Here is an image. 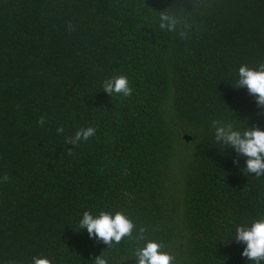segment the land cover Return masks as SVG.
I'll return each instance as SVG.
<instances>
[{"label":"trees","instance_id":"1","mask_svg":"<svg viewBox=\"0 0 264 264\" xmlns=\"http://www.w3.org/2000/svg\"><path fill=\"white\" fill-rule=\"evenodd\" d=\"M242 64H264V0H0V264H136L143 241L79 229L101 210L176 264H254L234 236L264 216V176L212 124L264 129ZM120 74L130 97L103 90Z\"/></svg>","mask_w":264,"mask_h":264},{"label":"clouds","instance_id":"2","mask_svg":"<svg viewBox=\"0 0 264 264\" xmlns=\"http://www.w3.org/2000/svg\"><path fill=\"white\" fill-rule=\"evenodd\" d=\"M161 21L160 27L162 29L174 30V21L165 23L170 21L168 15L162 13ZM238 76V85L246 87L249 93L255 94L258 105H264V64L258 68L242 64L238 69ZM102 86L109 95L117 94L130 97L133 92L125 74L106 79ZM38 123L43 125L45 117L41 116ZM212 124L215 127V141L222 144L224 148H232L237 154L246 156L248 173H254L257 177L264 176V129L259 126H246L243 129H238L234 128L232 124L221 126L216 120H213ZM63 131V127L57 128L58 133ZM95 134V127H81L74 136L66 138L65 144L76 146L78 141H88ZM71 151L72 148L68 149L69 154ZM233 163L238 164V159L234 158ZM2 179L7 181L9 177L5 174ZM78 225L79 229L87 230L89 237H95L110 247L113 243L120 244L125 237L138 238L143 241L142 246L135 247L133 251L136 264H176L174 255L168 251H162L165 247L163 243L146 236L145 227L141 226L138 229V237H134L135 224L122 211H116L113 214L101 210L96 215L90 211H84ZM234 238L246 243L242 255L249 261H253L254 264H260L261 261H264V216L253 219L250 224L237 225ZM33 264H51V261L41 255L33 257ZM95 264H108V259L104 255L97 256Z\"/></svg>","mask_w":264,"mask_h":264},{"label":"water","instance_id":"3","mask_svg":"<svg viewBox=\"0 0 264 264\" xmlns=\"http://www.w3.org/2000/svg\"><path fill=\"white\" fill-rule=\"evenodd\" d=\"M183 139L188 140L190 137L188 135L183 134Z\"/></svg>","mask_w":264,"mask_h":264}]
</instances>
